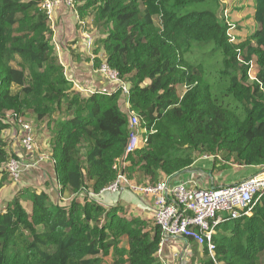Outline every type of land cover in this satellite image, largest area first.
I'll list each match as a JSON object with an SVG mask.
<instances>
[{
    "label": "trees",
    "instance_id": "obj_1",
    "mask_svg": "<svg viewBox=\"0 0 264 264\" xmlns=\"http://www.w3.org/2000/svg\"><path fill=\"white\" fill-rule=\"evenodd\" d=\"M83 1L84 14L97 6L96 64L115 70L127 95L82 93L57 62L40 1L0 0V172L16 158L3 132L33 114L59 184L57 200L21 187L0 210V264H166L154 221L98 201L123 158L126 102L147 130L145 147L124 159L137 184L189 171L203 155L264 168V0L237 41L219 0ZM256 198L250 216L217 225L214 256L202 247L200 264H264V191Z\"/></svg>",
    "mask_w": 264,
    "mask_h": 264
},
{
    "label": "built area",
    "instance_id": "obj_2",
    "mask_svg": "<svg viewBox=\"0 0 264 264\" xmlns=\"http://www.w3.org/2000/svg\"><path fill=\"white\" fill-rule=\"evenodd\" d=\"M39 1L40 8L45 12L52 27L57 10L64 9L71 13L75 4V0ZM98 72L114 88L121 87L123 93L128 94L125 83L105 61L98 67ZM125 112L128 119V135L123 158L114 166L118 171L115 180L102 189L99 195L104 193L118 195L124 191H131L135 194L151 196L153 220L160 228L161 237L157 253L162 251L164 243L169 238H180L189 239L196 245L205 247L209 256L213 258L212 236L216 232L217 225L228 219L251 215L256 197L264 191V168H260L257 173L246 179L216 187H201L189 177L179 179L177 182L165 178L156 184H137L126 175L124 159L130 153L145 147L146 138L142 134H146L147 130L140 126L139 117L129 104ZM9 116L10 113L7 114V117ZM17 121L20 126L21 144L27 153H33L37 149L32 129L29 124L23 122L22 118H17ZM47 158L49 157L44 154L38 155L33 165ZM23 165L24 163L16 158H10L5 163V170L14 182L19 181ZM221 213H225V216ZM182 260L180 256V261Z\"/></svg>",
    "mask_w": 264,
    "mask_h": 264
},
{
    "label": "rangeland",
    "instance_id": "obj_3",
    "mask_svg": "<svg viewBox=\"0 0 264 264\" xmlns=\"http://www.w3.org/2000/svg\"><path fill=\"white\" fill-rule=\"evenodd\" d=\"M220 1V7L218 9V16L223 19V22L228 26V33L230 34L231 38L234 41H237L241 38H244L247 35V32H251V30L254 29L256 26V22L253 18V12H254V5L255 0H219ZM84 4L83 0H75L74 9L70 13L69 11H66L70 16V19L72 21V25L74 27L73 31L74 33L79 36H81V31L84 33L86 37V44L89 48H91V52L93 48L95 47L94 40L96 38L95 35L98 34V31L96 33V27L97 23L96 20V5H92L91 7L87 8V14L83 13V10L81 9V5ZM223 9V10H222ZM221 19V20H222ZM62 24H59L56 22L53 27L51 25L50 28H56L57 24L60 26L61 29L64 31L63 33H67L68 28L66 23L62 21ZM50 24V23H49ZM54 32V31H52ZM93 32L95 34L93 35ZM54 36V33L52 34V38ZM75 40H78L80 42V39L75 37ZM77 42V41H76ZM75 43H72L70 48L78 51L80 49L79 45ZM73 47V48H72ZM62 54V53H61ZM61 54L57 53L56 50V56H57V62L61 63L62 58L60 57ZM97 57L94 56L93 59H79V61L76 60V63L80 64L83 62L84 64L88 65L87 70H83L84 68H81L79 73H75L77 71V67H71V68H65V73L70 74L73 78V83H75V87H78L82 93L85 94V90H89L88 87L92 83L88 80L87 73L88 71H91V68L94 71V75H96V71L98 72L99 64H96L97 59H101L104 57L102 52L97 53ZM24 59L18 58V61L23 62ZM100 63V62H99ZM99 65V66H98ZM64 69V67H63ZM96 70V71H95ZM99 73V72H98ZM74 75V76H73ZM77 77V78H74ZM24 123H27L30 125L32 129V134H34L35 137V143H36V149L33 153H27L25 149L23 148L21 144V139L19 135V129L15 126H10L2 134V138L6 140L7 142V148L12 150V148L17 144L21 145V153L16 155V159H19L21 162L24 163L21 171V175L19 178V181L14 182L11 180L9 175L4 171L3 173L0 172V182L3 183V187L0 189V210L3 209L8 200L11 199L16 190L21 187H29L33 188L34 186H40L39 188H42L44 185H48L49 180H46L44 178L45 171L43 170V165L40 163L33 165V161L36 160L38 155H42L45 152L44 149L39 150V144L40 142H43V135L41 134V130L38 124L39 119H37L33 114L31 116H27L22 118ZM18 125V124H17ZM12 137H15L14 139ZM45 137V136H44ZM13 146V147H12ZM42 146V145H41ZM40 146V147H41ZM43 151V152H42ZM29 155V157H27ZM47 155V154H44ZM206 156L207 158H204ZM46 160V159H45ZM200 160H206L207 162H200V164L206 165L205 167L207 169H202L203 175L207 176L209 178V175L211 176L209 179L217 180V178H220L219 182H221V179L227 183L239 181L242 178L247 177L248 175H253L256 172V169L252 167H245V166H239L237 164H234L232 161H225L222 159L220 154L214 156L210 155H203ZM209 162V163H208ZM225 166H222L224 165ZM203 166V165H202ZM206 174V175H205ZM216 182V181H215ZM191 246V255L187 260H185V264H200L199 261L202 260L201 254H199L200 251H198L194 246H196L194 243L189 244ZM179 246V244H178ZM176 248V247H175ZM193 254V255H192Z\"/></svg>",
    "mask_w": 264,
    "mask_h": 264
},
{
    "label": "crops",
    "instance_id": "obj_4",
    "mask_svg": "<svg viewBox=\"0 0 264 264\" xmlns=\"http://www.w3.org/2000/svg\"><path fill=\"white\" fill-rule=\"evenodd\" d=\"M66 14L68 13L64 9L57 10V13L55 14V17H54V24L56 22H58L59 24H62L63 23L62 21H64V23H66L67 25L66 28H68L67 33L64 34L63 33L64 31L61 29V25L59 26L57 24L55 29L52 28V30L54 31L53 32L54 36L52 40L54 42V45L56 46L57 53L58 54L62 53L60 56L62 58V61L60 62H61V65L64 67V71H65V68L67 69L71 67H74V68L77 67L76 68L77 71H75V73H79L81 68H84L83 69L84 71L87 70L88 65L84 64L83 62L78 64L76 63V60L78 59L77 61H79V59H83V58L93 59L95 55L93 54V52H91V48L87 47L86 37L84 33H82L81 31V36H79L78 34L76 35L74 33L73 31L74 27L72 25L70 16ZM94 34L95 33L93 32V35ZM75 37L80 39V42H78V40L73 41ZM75 42L80 47L78 51L70 48L71 44ZM93 73L94 71L92 68H91V71L90 72L88 71L87 73L88 80L91 81L92 83L88 87L89 90H85V93H89L90 91L109 92L110 90L114 88L113 85L108 83L106 79H104L97 71H96V75H94ZM66 75L73 81V78L71 77L70 74L66 73ZM74 78H77V77H74ZM76 88L79 89L78 87ZM127 107H128V103L125 104V108ZM38 125L40 127L41 134L43 135V142L38 143L40 146L42 145L41 147L39 146V150L45 148L44 154H47L46 156L49 157L50 155V149L48 145L49 134L45 131L44 123H42L41 125L40 124ZM142 136L143 137L145 136V138L147 137V135L144 133L142 134ZM12 138L14 139L15 137H12ZM20 146L21 145H18L17 147V144L14 147L12 146L13 148L11 151H14L18 155L22 151ZM27 157H29V155ZM200 162H207V161L197 160L189 171H184L180 174H177L173 177H169L166 179H170L173 182H177L179 179H185L189 177L197 185L201 187H216L219 185L227 184V182L223 180L224 178H222L221 182H219L220 178L216 177L217 180L212 181L211 179H209L211 177L210 175H209V178L207 176H204L202 174L204 172L202 169L204 168L208 170V168L205 167L206 165L202 166ZM40 163L43 165V170L45 171V173H43L44 178L46 180H49V183L48 185H44L42 188H39L40 186H34L33 188H36L37 191L45 190L46 192L50 194L53 200H57L59 196L58 195L59 194L58 193L59 184L57 183L56 177L54 175L53 161L49 157L46 160L39 162V164ZM252 168L256 169V172L254 173H257L260 170V167H252ZM250 176L252 175H248L247 177L242 178V179H246ZM98 201L100 204H102L105 207H111V206H116V205L122 206L126 211L127 217L137 216L142 219L154 221L153 220V198L151 196H147L144 194H135L131 191H124L118 195L104 193L98 198ZM224 214L225 213H221V215H224ZM192 243L194 242H188V240L186 239L169 238L164 243L162 251L157 255L166 264H185V260H187L192 253L191 246L189 245V244L192 245ZM194 247L198 251H200L199 254H201V256L199 257L202 258V256H204L202 247L198 245ZM180 256L183 258L182 262L180 261Z\"/></svg>",
    "mask_w": 264,
    "mask_h": 264
},
{
    "label": "water",
    "instance_id": "obj_5",
    "mask_svg": "<svg viewBox=\"0 0 264 264\" xmlns=\"http://www.w3.org/2000/svg\"><path fill=\"white\" fill-rule=\"evenodd\" d=\"M184 171H187V170H184ZM184 171H183V172H184ZM177 174H178V173H177ZM177 174H176V175H177Z\"/></svg>",
    "mask_w": 264,
    "mask_h": 264
}]
</instances>
